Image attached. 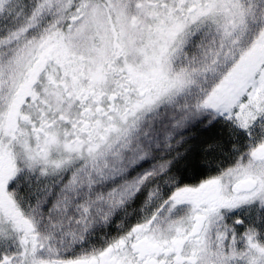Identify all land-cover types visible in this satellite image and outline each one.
<instances>
[{
  "label": "snow or ice",
  "instance_id": "1",
  "mask_svg": "<svg viewBox=\"0 0 264 264\" xmlns=\"http://www.w3.org/2000/svg\"><path fill=\"white\" fill-rule=\"evenodd\" d=\"M0 264H264V0H0Z\"/></svg>",
  "mask_w": 264,
  "mask_h": 264
}]
</instances>
